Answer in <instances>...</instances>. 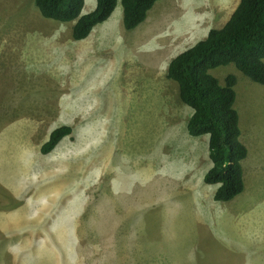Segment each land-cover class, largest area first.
Masks as SVG:
<instances>
[{
    "label": "rangeland",
    "instance_id": "rangeland-1",
    "mask_svg": "<svg viewBox=\"0 0 264 264\" xmlns=\"http://www.w3.org/2000/svg\"><path fill=\"white\" fill-rule=\"evenodd\" d=\"M238 3L161 0L128 31L119 0L75 41L73 22L33 0H0V264H226L231 232L241 263L264 264V85L232 64L211 71L237 77L248 148L244 191L217 202L209 138L188 134L193 110L166 76ZM63 125L73 135L42 154Z\"/></svg>",
    "mask_w": 264,
    "mask_h": 264
},
{
    "label": "trees",
    "instance_id": "trees-1",
    "mask_svg": "<svg viewBox=\"0 0 264 264\" xmlns=\"http://www.w3.org/2000/svg\"><path fill=\"white\" fill-rule=\"evenodd\" d=\"M93 10L83 14L85 0H33L44 18L73 22L72 37L86 40L96 26L114 13L119 0H95ZM161 0H121L123 25L136 29ZM234 65L253 82L264 85V0H239L238 5L220 28L211 29L206 37L177 54L169 62L167 78L177 84L181 103L193 110L187 122L190 136L207 135L211 168L203 182L218 185L213 199L230 202L245 188L243 161L248 148L241 140L237 100V77L229 74L225 83L211 71ZM73 128H55L39 151L47 155Z\"/></svg>",
    "mask_w": 264,
    "mask_h": 264
},
{
    "label": "crops",
    "instance_id": "crops-1",
    "mask_svg": "<svg viewBox=\"0 0 264 264\" xmlns=\"http://www.w3.org/2000/svg\"><path fill=\"white\" fill-rule=\"evenodd\" d=\"M90 1H92V0H90ZM86 6H87V0H85V7H84L83 12H82L83 14L88 13V12H85L86 11ZM116 9H115V11H116ZM24 10L25 11H29V12L32 11L30 9H24ZM115 11H114L112 16L108 20H110L114 16ZM103 24H105V22ZM40 25H45V22L42 19H40ZM105 25H102V27L100 29H103ZM99 26H101V24H99L98 26H96L94 28V30L92 31V33H91V35H90V37L88 39L91 38V36L93 35V32L95 30L99 29ZM111 27L114 28L115 25L114 24H109L107 28H111ZM36 30H39V29H36ZM40 32H41L40 30H39V32L35 31L36 34H39ZM211 186L215 187L214 191H213V196H214L215 190L217 189L218 185H211ZM235 233L236 232H234V233L231 232L232 241L230 240L229 243L226 244V264H245V263H241V259L236 256V255H238V253H241L243 251V246H241V244H240V241H241L242 238L239 237V236H235ZM234 239H235V242L233 241Z\"/></svg>",
    "mask_w": 264,
    "mask_h": 264
},
{
    "label": "clouds",
    "instance_id": "clouds-1",
    "mask_svg": "<svg viewBox=\"0 0 264 264\" xmlns=\"http://www.w3.org/2000/svg\"><path fill=\"white\" fill-rule=\"evenodd\" d=\"M159 2H160V1H159ZM151 11H152V10H151ZM149 13H150V12H149ZM107 21H108V20H107ZM145 21H146V20H145ZM102 24H103V23H102ZM210 30H211V29H210ZM210 30H209V31H210ZM206 35H207V34H206ZM205 37H206V36H205ZM202 39H203V38H202ZM193 45H194V44H193ZM167 68H168V67H167ZM238 196H239V195H238Z\"/></svg>",
    "mask_w": 264,
    "mask_h": 264
}]
</instances>
